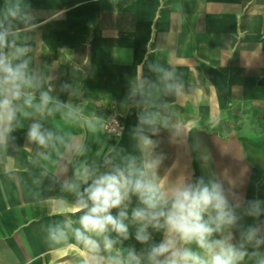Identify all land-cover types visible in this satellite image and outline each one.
<instances>
[{
	"label": "crops",
	"instance_id": "crops-1",
	"mask_svg": "<svg viewBox=\"0 0 264 264\" xmlns=\"http://www.w3.org/2000/svg\"><path fill=\"white\" fill-rule=\"evenodd\" d=\"M14 2L26 14L25 23L12 24L30 46L31 67L47 77L45 89L60 101L70 99L61 86L76 85L71 101L81 111L74 120L59 111L21 118L14 139L0 147V264H80L81 246L71 230L61 242L49 236L65 219L79 227V214L61 215L67 211L62 200L76 198L62 185L75 179L76 168L108 155L115 163L141 155L133 138L139 111L133 104L140 97L129 95L139 84L169 125L152 136L155 152L164 156L161 177L215 179L233 203L264 201V0ZM167 84L180 85L179 94L166 91ZM111 111L123 116L120 137L101 126ZM37 120L70 134L83 153L61 148L57 155L30 142L28 127ZM136 203L133 197L129 214ZM243 223L264 225V214ZM122 246L144 247L134 237Z\"/></svg>",
	"mask_w": 264,
	"mask_h": 264
},
{
	"label": "clouds",
	"instance_id": "clouds-1",
	"mask_svg": "<svg viewBox=\"0 0 264 264\" xmlns=\"http://www.w3.org/2000/svg\"><path fill=\"white\" fill-rule=\"evenodd\" d=\"M0 12L3 14L0 147H3L14 139L11 133L21 118L59 111L63 119L74 120L81 110L71 101L76 95V85L64 83L62 90L70 99L60 101L50 95V89H45L47 77L31 67L30 46L21 38L22 29L12 24L13 20L25 23L26 14L21 13L19 2L4 0ZM164 75L170 74L165 71ZM165 87L168 92H180V85ZM129 95L140 97L133 104L139 108L133 138L141 155L127 156L121 163H115L108 155L99 164L93 162L91 166L76 168L75 179L65 180L62 185L76 198L74 202L62 200L67 211L61 215L79 214L76 221L79 227L73 229L71 219H65L63 226L49 229L50 238L57 242L67 240L71 230L81 246L80 264H246L247 261L264 264V251H261L264 225L243 223L245 217L255 221L264 214V201L233 203L223 184L215 179L200 177L172 182L161 177L158 170L164 156L155 152L158 142L152 136L159 134L161 128H168L167 117L150 100L143 84L130 88ZM88 123L95 130L92 122ZM27 139L51 148L57 155L61 154V148L83 153V146L70 134L59 135L44 128L38 120L30 123ZM39 155L45 161L51 159L48 153ZM133 197L137 203L129 214ZM130 224L135 225L134 233L130 232ZM154 233L161 236L158 242L153 240ZM133 237L144 246L139 251L122 246Z\"/></svg>",
	"mask_w": 264,
	"mask_h": 264
},
{
	"label": "built area",
	"instance_id": "built-area-1",
	"mask_svg": "<svg viewBox=\"0 0 264 264\" xmlns=\"http://www.w3.org/2000/svg\"><path fill=\"white\" fill-rule=\"evenodd\" d=\"M101 126L110 134L120 137L125 130L123 116L111 111L102 121Z\"/></svg>",
	"mask_w": 264,
	"mask_h": 264
}]
</instances>
